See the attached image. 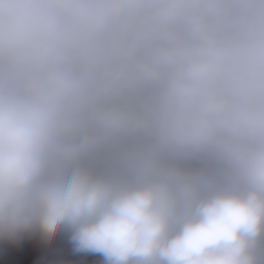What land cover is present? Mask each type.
<instances>
[{
  "label": "clouds",
  "instance_id": "1",
  "mask_svg": "<svg viewBox=\"0 0 264 264\" xmlns=\"http://www.w3.org/2000/svg\"><path fill=\"white\" fill-rule=\"evenodd\" d=\"M62 233L264 264V0H0V248Z\"/></svg>",
  "mask_w": 264,
  "mask_h": 264
},
{
  "label": "crops",
  "instance_id": "2",
  "mask_svg": "<svg viewBox=\"0 0 264 264\" xmlns=\"http://www.w3.org/2000/svg\"><path fill=\"white\" fill-rule=\"evenodd\" d=\"M102 264L94 254L71 251L68 238L62 233L53 242L37 241L33 249L12 252L0 248V264Z\"/></svg>",
  "mask_w": 264,
  "mask_h": 264
}]
</instances>
